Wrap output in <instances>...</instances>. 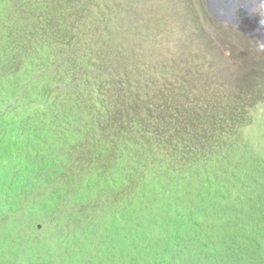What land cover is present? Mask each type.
I'll list each match as a JSON object with an SVG mask.
<instances>
[{
  "label": "trees",
  "instance_id": "16d2710c",
  "mask_svg": "<svg viewBox=\"0 0 264 264\" xmlns=\"http://www.w3.org/2000/svg\"><path fill=\"white\" fill-rule=\"evenodd\" d=\"M137 1L114 0L124 6L115 9L99 0H0V176L7 183H0V199L30 205L39 218L60 225L55 242L43 246L21 239L18 225L3 221L0 264L69 257L65 264L249 261L240 253L225 256L210 243V231L200 234L182 220L193 201L264 184V151L248 171L239 162L245 136L264 120V79L254 72L264 70V57L251 59L246 66L252 68L241 74L223 65V84H204L191 74L193 62L175 61L180 67L170 82L167 70L137 58L149 49L140 32L109 26L151 27L148 14L133 13ZM231 69L236 93L225 82ZM47 169L46 185L72 180L66 215L63 189L31 196ZM14 213L0 207V219ZM184 224L193 237L183 234ZM101 225L104 250L81 262ZM192 242L197 250H183ZM130 249L133 257L119 253Z\"/></svg>",
  "mask_w": 264,
  "mask_h": 264
},
{
  "label": "rangeland",
  "instance_id": "374dc122",
  "mask_svg": "<svg viewBox=\"0 0 264 264\" xmlns=\"http://www.w3.org/2000/svg\"><path fill=\"white\" fill-rule=\"evenodd\" d=\"M153 0H138L135 8H139L144 13L153 8ZM178 5H183L187 8L189 0H179ZM182 9V8H181ZM194 11L192 8L190 14ZM177 25V29H176ZM168 28V32L171 35L169 37L170 42H180L182 46V52L184 56L194 55L197 53L198 48L203 44L197 37V31L193 24L189 20V16L184 15L182 20L170 18L168 23L164 24L163 27ZM176 29V32H174ZM209 30L211 26L209 25ZM190 37V40L186 39ZM238 42L242 43L239 39ZM217 48L212 52H208L204 55L202 64H204V70L207 72L222 71L223 65H231L237 67L238 74H241L242 70L248 68L246 65L251 61L252 57L238 48L235 41L227 36H219L213 42ZM183 46H185L183 48ZM249 46V45H248ZM235 56L233 57V55ZM222 55H225L222 57ZM227 57L231 64L227 63ZM222 64V65H221ZM197 65V64H196ZM229 74L230 72L227 71ZM257 76H261L264 79V70L259 69L254 71ZM236 74L234 71L230 74V81L235 84ZM234 89V88H233ZM236 91V89H234ZM249 136V143L245 147L243 155L239 162L248 171L250 168L256 166L261 161V152L264 151V120L257 128L253 130ZM248 140H246V143ZM253 148H256L253 150ZM49 169L44 172L41 177L37 178L33 184L32 197L39 198L43 197V191L48 188V193L51 190V195L55 196L56 188L63 189L64 201L62 202L61 210L65 211V215L68 213L67 206L70 202L71 188L70 177L66 180L61 181L57 184L46 185L42 179L46 177ZM0 183H4L7 187V183L4 181V177L0 176ZM14 185L17 186L16 180ZM248 185L243 188H239L230 197L229 194L225 193L220 196L225 197L222 199L213 197H204L200 202H191L184 209L188 213V219H183L185 223L192 230L199 231L202 234L205 231H210V235L213 236L214 240L210 243L217 246L221 251L225 252V256L232 253H240L248 256L249 261H245V264H264V184L260 185L259 182L255 181L253 187L247 188ZM3 203V205H2ZM260 204V208L258 205ZM7 206L14 210L15 213L7 218L0 219V241H7L5 239V230L3 228V221L15 222L18 225L17 236L23 240H32L43 246H50L55 242L56 234L60 229V225L57 223V219L46 220L41 219L37 216V213L33 210L30 205L23 204L20 206H12L0 199V207ZM78 213V212H77ZM259 215L257 219L255 216ZM70 216V215H69ZM40 220H45L46 223H38ZM199 220V221H198ZM38 223V224H37ZM185 224L183 225V234L192 236L191 233L186 232ZM41 226H43L42 229ZM37 227V229H36ZM98 232L93 236L91 247L86 253H81L79 258L81 262H90L104 250L101 235L106 231L105 226H98ZM193 237V236H192ZM198 243L192 242L184 246L183 250L194 251L197 250ZM5 247L8 244L4 245ZM144 251L149 254L150 250L144 245ZM121 253L129 254L133 257L134 250L120 251ZM11 257V256H10ZM10 257L3 256L2 260L10 261ZM230 257L239 260L236 256L231 255ZM246 258V257H245ZM70 257L65 260H60L56 264H65ZM123 260V257H122ZM107 264H111V261H106ZM126 261L121 262L124 264ZM152 263H156L151 260Z\"/></svg>",
  "mask_w": 264,
  "mask_h": 264
},
{
  "label": "clouds",
  "instance_id": "9594fccd",
  "mask_svg": "<svg viewBox=\"0 0 264 264\" xmlns=\"http://www.w3.org/2000/svg\"><path fill=\"white\" fill-rule=\"evenodd\" d=\"M178 1L179 0H153V2H155L153 4V8L148 10V12L146 13L150 16L151 21L153 22V25L148 29H142L140 27L118 28L111 21L109 23V26L111 27V29L116 31L133 29L140 32L143 39L145 40V45L149 47V49L139 51L137 58L145 60L148 63L154 64L155 66H158L163 69V71L167 70L166 77L170 82H172L176 78V74H178L177 69L178 67H180V63H178V67L175 66V61L180 62L182 60H186V62L188 63L193 62V65L196 66L197 71L191 73H194V78L196 80H201V82L204 84L209 83L210 81L223 84L222 78L220 77L222 75L218 72V70L215 71L216 73H213L212 71L207 72L204 70V64H202L204 62L202 61V59L204 58L203 56L207 55L208 52H211L210 47L214 45L213 42L216 40L217 37L222 35L223 31L230 34V37L227 38H230L235 41L238 48H241L242 51L248 53L252 57V59H260L264 57V30L258 35L259 37L245 35V31L238 30L231 24L228 25L224 22L220 23L210 19V17L207 16L206 13L207 10L205 8L206 6L204 0H189V5L187 6V8H184L183 5H181L182 9L180 8V5H178ZM263 1L264 0H262V2ZM99 2H110L111 6H113L115 9L124 7L121 4L113 5L114 0H99ZM192 8H194V11L190 14ZM253 10L255 16L260 18V20L264 23V7H262L259 3V6L256 5ZM201 12L205 24L202 20L200 24L196 22V19L198 16L200 17ZM133 13L138 14L139 16L145 14L144 12L139 10L138 7L134 8ZM184 15L189 16L190 22L193 24L195 30L197 31V37L200 39L201 42H203V44L198 48L197 53L194 55L184 56L180 42H170L169 37H171V35L168 32V28H166V26L163 27L164 24L168 23V20L170 18L173 17V19L175 18L182 20ZM192 15H194V17ZM209 25L211 26V30H209ZM229 27H232V29L230 30ZM176 29L174 32H176ZM224 36L227 35L224 34ZM186 39H188L189 41L190 37H187ZM237 39H239L242 43L238 42ZM184 47L185 46H183V48ZM129 53L127 55L128 60L131 59ZM234 56L235 54L233 55V57ZM231 62L232 61H230L227 57V63L231 64ZM233 68L239 69L237 67ZM232 71L233 69L230 70V74L232 73ZM173 73H175V75H172ZM230 74H228L229 76L225 79V82L231 86L229 82ZM231 91L236 93V91L233 89ZM173 127L174 123L170 125V128ZM50 130L53 129L51 127H42V131ZM249 136L251 135H249L248 133L244 138V143H246V140H248L246 145L249 143ZM226 170L230 172L231 169L227 168Z\"/></svg>",
  "mask_w": 264,
  "mask_h": 264
},
{
  "label": "water",
  "instance_id": "95a60500",
  "mask_svg": "<svg viewBox=\"0 0 264 264\" xmlns=\"http://www.w3.org/2000/svg\"><path fill=\"white\" fill-rule=\"evenodd\" d=\"M207 16L213 21L231 24L245 35L256 36L263 32L264 23L254 13V7L262 0H204Z\"/></svg>",
  "mask_w": 264,
  "mask_h": 264
}]
</instances>
